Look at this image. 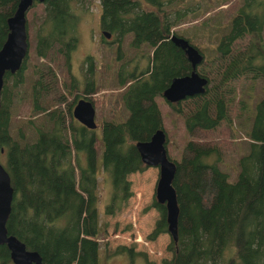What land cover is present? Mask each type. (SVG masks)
Returning <instances> with one entry per match:
<instances>
[{"label":"trees","instance_id":"trees-1","mask_svg":"<svg viewBox=\"0 0 264 264\" xmlns=\"http://www.w3.org/2000/svg\"><path fill=\"white\" fill-rule=\"evenodd\" d=\"M18 1L0 0V48ZM72 1L33 4L42 9L33 50L43 61L52 56L68 61L78 42L79 16L72 11ZM146 2L155 10H145L138 0H101L100 25L114 36L118 57L120 45L129 35L132 47L147 44L152 51L151 64L145 69L125 71L120 67L116 72L126 118L99 124L102 169L111 179L104 213L113 216L127 205L132 196L127 176L146 169L135 143L147 141L163 129L156 98L173 77L192 70L184 52L169 39L174 33L205 56L196 71L207 79V85L201 94L168 103L183 117L189 139L180 160L174 161L178 239L171 242V258L163 259L162 264H264V93L246 132L248 151L239 157L237 179L229 181V174L220 167L238 130L231 114L235 82L242 77L264 80V0H242L233 14L225 15L221 24L227 27L215 41L201 34L199 27L205 29L206 20L200 22L192 6L171 8L173 0ZM212 8L206 7L205 12ZM182 23L194 25L195 30L189 32L187 27V35L177 33L175 29ZM220 28L215 27L216 31ZM26 30L31 45L27 21ZM206 39L207 45L199 46ZM209 44H213L211 49ZM27 56L14 74H4L0 93V157L14 189L7 231L28 250L37 251L46 264H98L95 129L83 126L72 115L79 94H72L68 102L67 93L78 90L76 83L61 85L45 61L30 79ZM89 59L82 95L92 102L96 85ZM25 101L28 103L21 105ZM19 115L23 124L13 131L12 120ZM152 207L160 214L148 235L153 240L167 233V222L165 206L154 200ZM115 253H127L131 263L137 255L146 257L134 251V244L119 245ZM8 263H12L9 250L0 245V264Z\"/></svg>","mask_w":264,"mask_h":264},{"label":"rangeland","instance_id":"rangeland-1","mask_svg":"<svg viewBox=\"0 0 264 264\" xmlns=\"http://www.w3.org/2000/svg\"><path fill=\"white\" fill-rule=\"evenodd\" d=\"M145 10H155V7L146 0H138ZM72 11L79 16L77 35L78 42L71 51L69 60L66 61L62 56H52L44 61L34 53L33 34L41 19V7L32 6L27 12V22L29 25V45L28 56L26 59V74L30 79L34 77V71L41 68V62L49 65L62 85L66 82L67 87L76 83L78 90L67 93L66 88L61 87L63 92L68 95V102L72 100V94L78 93L82 96L84 87V76L89 70V62L93 64L92 79L96 85L95 93L91 95L92 103L95 108L96 132V178L98 183L99 201L97 203L98 215V234L96 240L99 242L97 260L98 264H162L163 259H170L172 256V239L168 233H161L155 239H149L148 235L152 232L160 217L159 211L152 207L155 199V189L159 178V169L155 166H146L142 172L131 173L127 176L130 181L132 196L127 205L115 215L104 213L105 205L110 200L111 179L102 169V133L99 124L104 120H124L127 112L121 102L122 89L116 84L115 75L117 70L122 67L125 71L133 68L145 69L151 64L152 51L147 44H140L139 47H132L131 37L127 36L120 45L118 53L117 42L114 36H110L111 42H105L100 30V0H73ZM225 3V4H223ZM242 3V0H173L171 8H183L192 6L194 14H199V21L206 20L205 29L200 25L201 34L210 41H215L225 32L227 26L221 24L226 14L234 13ZM210 4V5H208ZM219 4V5H218ZM212 6L211 11L205 12L206 7ZM178 6V7H177ZM180 6V7H179ZM167 6V10L170 9ZM220 11H215L216 9ZM213 12H218L214 15ZM190 16V13H189ZM190 27L189 32L195 30L194 25L182 23L175 30L177 33L185 35V29ZM215 27H221L216 31ZM216 31V32H215ZM264 43V27L262 31ZM208 40L201 42L199 46L207 45ZM210 49L213 44H209ZM209 54L206 57H209ZM150 57V59H149ZM205 58V56H204ZM138 70V71H139ZM20 92L23 88L19 89ZM264 93V80L242 77L235 82L236 99L232 108V117L236 127L235 138L230 139L232 148L225 152L224 162L220 167L229 174V181L237 179L239 157L248 151V139L246 132L249 130L255 115V106ZM22 94V93H20ZM156 102L161 111L163 129L167 136L166 149L173 161H179L182 150L189 139V135L183 117L171 110L168 102L162 96L156 98ZM28 102H23L25 105ZM31 107V103L28 104ZM75 105V104H74ZM244 105V107H242ZM18 109H14L17 112ZM238 115L236 120L235 116ZM23 124V116H15L12 120L11 128L15 131L16 125ZM226 134V133H225ZM3 163V158L0 157ZM133 238H139L138 242H133ZM134 244V251L143 252V255L134 257L130 262L127 253H115L119 245L127 247ZM13 264V263H8Z\"/></svg>","mask_w":264,"mask_h":264},{"label":"water","instance_id":"water-1","mask_svg":"<svg viewBox=\"0 0 264 264\" xmlns=\"http://www.w3.org/2000/svg\"><path fill=\"white\" fill-rule=\"evenodd\" d=\"M45 0H19L14 14L7 20L9 33L0 48V93L4 74L9 71L14 74L20 69L24 58L28 54L29 43L26 30V15L34 3H43ZM105 38H110L108 31H103ZM170 41L179 47L185 54L192 70L189 74L173 77L161 96L168 103H177L188 97L201 94L205 91L207 79L197 71V66L204 56L189 40L170 34ZM72 115L80 124L96 129L95 108L90 100L80 98L76 101ZM167 136L164 129L156 130L147 141H138L135 147L141 161L146 166H155L159 169V178L155 189V199L163 204L166 210L167 233L173 242L178 239L179 207L173 180L176 173V164L172 161L166 149ZM14 189L11 179L0 162V245H6L13 264H46L37 251L28 250L26 245L15 235L9 234L6 222L11 211Z\"/></svg>","mask_w":264,"mask_h":264},{"label":"flooded vegetation","instance_id":"flooded-vegetation-1","mask_svg":"<svg viewBox=\"0 0 264 264\" xmlns=\"http://www.w3.org/2000/svg\"><path fill=\"white\" fill-rule=\"evenodd\" d=\"M100 6H101V9H102V5H101V0H100ZM100 16H101V14H100ZM100 30H101V33H102V35H103V31H105V29H103L102 27H101V25H100ZM107 31V30H106ZM112 36V35H111ZM102 39L105 41V42H107V43H109V42H111V40H110V38H105V36L103 35V37H102ZM83 96V95H82ZM81 98H84V97H81ZM80 99V98H79ZM86 99V98H85ZM78 100V99H77ZM76 100V101H77ZM86 100H88V99H86ZM76 103V102H75ZM74 107V106H73ZM73 107H72V109H73Z\"/></svg>","mask_w":264,"mask_h":264},{"label":"built area","instance_id":"built-area-1","mask_svg":"<svg viewBox=\"0 0 264 264\" xmlns=\"http://www.w3.org/2000/svg\"><path fill=\"white\" fill-rule=\"evenodd\" d=\"M139 238H133V242H138Z\"/></svg>","mask_w":264,"mask_h":264}]
</instances>
